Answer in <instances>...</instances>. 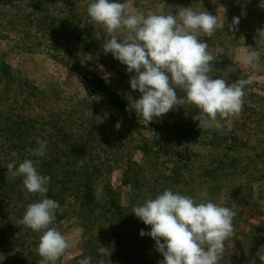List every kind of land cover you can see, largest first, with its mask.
I'll return each instance as SVG.
<instances>
[{
    "label": "rangeland",
    "instance_id": "1",
    "mask_svg": "<svg viewBox=\"0 0 264 264\" xmlns=\"http://www.w3.org/2000/svg\"><path fill=\"white\" fill-rule=\"evenodd\" d=\"M130 2L132 11L145 14H175L191 7L217 15L223 28L200 39L207 40L213 56V78L228 83L251 78L242 110L233 118L231 130L223 133L199 129L193 120L197 110L187 103L154 118L152 126L131 124L121 110L85 90L89 74L129 107V98L134 102L140 97L130 89L133 74L104 52L106 33L87 15L90 0H0V264H38L41 259L37 253L41 233L20 223L27 205L39 194L27 193L22 178L13 179L7 171L12 161L18 166L24 159H37L31 150L38 147V140L46 141L47 150L37 170L50 177L46 195L59 204L50 226L70 244L57 264H78L84 257L98 264L100 246L122 250L148 244L149 236L131 233L134 225L150 229L131 211L165 189L236 213L234 234L224 242L227 249L219 264H262L257 252L264 246V47L257 49L261 59L255 69L241 65L239 57L245 47L256 49L264 9L259 0ZM234 17H239V24L230 31ZM177 96H184L179 88ZM157 123L198 131L199 146L172 147L152 136L149 127ZM86 126L100 139L86 144L89 149L74 159L70 145H78L76 136ZM220 135L235 138L239 145L233 151L207 145ZM99 163L101 177L94 181L90 166L94 169ZM80 181L93 190L92 201L85 206ZM249 232L257 242L243 244ZM232 247L238 249L231 252ZM112 253L105 264H124Z\"/></svg>",
    "mask_w": 264,
    "mask_h": 264
},
{
    "label": "clouds",
    "instance_id": "2",
    "mask_svg": "<svg viewBox=\"0 0 264 264\" xmlns=\"http://www.w3.org/2000/svg\"><path fill=\"white\" fill-rule=\"evenodd\" d=\"M248 2V0H246ZM264 9V0H259ZM225 13V9L221 6ZM130 0H90L87 15L106 33L102 45L104 52L111 53L120 64L126 66L130 89L140 93L134 102L129 98L130 109L137 117L147 121L160 118L183 104L197 110L193 117L198 128L230 131L233 118L242 110L246 86L251 78L228 83L222 78H213L207 40L217 28L222 27L217 15L195 11L191 7L179 8L175 14H157L132 11ZM243 14V13H242ZM239 24L234 17L229 26L232 31ZM257 47L239 57L241 65L253 69L260 66L259 47H264V27L257 29ZM177 88L184 92L177 96ZM117 129L120 123L115 126ZM38 147L31 150L37 159H24L7 165L8 174L14 179L22 178L27 193L39 194V199L28 204L20 223L34 232L41 233L37 253L38 264H57L58 259L70 247L68 239L56 227V200L49 198L50 177L37 170L40 159L45 156L46 141L38 140ZM131 213L150 231L147 235L163 260L160 264H219L224 251V242L234 234L235 212L229 207L212 201L197 202L194 198L165 189L149 198ZM113 247L100 246L105 264ZM264 264V246L257 252ZM78 264H92L91 257H84Z\"/></svg>",
    "mask_w": 264,
    "mask_h": 264
},
{
    "label": "trees",
    "instance_id": "3",
    "mask_svg": "<svg viewBox=\"0 0 264 264\" xmlns=\"http://www.w3.org/2000/svg\"><path fill=\"white\" fill-rule=\"evenodd\" d=\"M2 29V27H1ZM1 32V31H0ZM84 78V77H83ZM84 86H85V90H87L88 92L96 95L97 97H99L101 100H103L104 102H106L109 106H111L114 110H121L126 117L129 120V123L131 124H136L137 122H141L142 124L147 123V121H144L143 119L137 117V115L135 114V112L133 110L130 109L129 106H127V104H125L122 99L115 94L112 90H110L106 84L101 81L99 78L94 77L92 75L86 74L85 78H84ZM91 124V123H90ZM148 124H151V126L153 125V123L149 122ZM92 125V124H91ZM90 126H86L84 127L80 133H78V135L76 136V144L78 145H70L72 146V149L70 150V153L73 152L74 156L73 158L76 159L77 157H82V155L85 153L84 148L86 147V144L88 143H95V141L97 140V138L100 139V137L98 136V134L93 132V128H89ZM92 127V126H91ZM152 136L160 138L161 140H163L164 142L168 143L169 145H172V147H180L182 145H195L196 146V141L197 139L195 137H197V133H199L196 130H177L176 128H171L168 127L167 125L164 124H155L154 127H149ZM199 146V144H197ZM207 145H211L212 147H225V149L227 151H233L238 145L239 142L236 141L235 138L233 137H228V136H221L220 135V139H217V141H212L211 143L207 144ZM89 149V148H87ZM91 152V151H90ZM90 169H92V173L94 174V179L92 180H96L99 179L100 173L102 171L101 170V164L99 163L98 165H96V167H94L93 169V165L90 166ZM91 174V172H90ZM84 176H88L87 174H84ZM101 181V180H100ZM82 182L80 181L78 187H80V193L81 195L84 194V199L86 201H83L82 205H88L90 201H92L93 198V190L91 187V184L87 183L86 185H81ZM100 189V187H99ZM102 190V189H101ZM99 191V190H98ZM83 199V200H84ZM114 209H117L114 206ZM78 216V215H76ZM141 230H143L145 233L149 232L150 229L148 228H142L139 225H134L133 229L131 230V233L134 234L135 237L140 238L139 233L141 232ZM237 233V232H236ZM235 233V234H236ZM237 235L239 236V234L237 233ZM242 235H245L244 233ZM241 235V236H242ZM247 237H243L242 238V243L249 245V243L254 240L256 241V239L254 237H252L251 233H246ZM143 238V237H141ZM153 240L150 238V242L148 244L145 245H141L137 244L134 245L132 247H127V248H123L122 250L115 248L113 250L112 254H116L118 256V258H120L122 260V262L124 264H128V263H132V264H160V262L162 261V258L159 257L161 256V254L159 252H157L156 248H155V244L152 242ZM257 242V241H256ZM225 244V243H224ZM257 246L259 244H256ZM236 247H232L230 248V251H234L237 250L238 248ZM224 249H227L226 245L224 246ZM229 250V249H228Z\"/></svg>",
    "mask_w": 264,
    "mask_h": 264
}]
</instances>
